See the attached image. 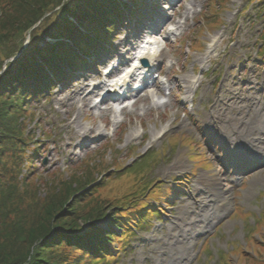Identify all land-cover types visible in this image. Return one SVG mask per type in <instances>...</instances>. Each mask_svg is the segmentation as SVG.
<instances>
[{
	"label": "rangeland",
	"instance_id": "rangeland-1",
	"mask_svg": "<svg viewBox=\"0 0 264 264\" xmlns=\"http://www.w3.org/2000/svg\"><path fill=\"white\" fill-rule=\"evenodd\" d=\"M211 1L143 0L142 16L126 14L97 65L30 103L37 183L78 175L88 162L93 185L108 180L94 192L106 201L157 187L139 207L148 210L137 230H126L127 248L117 242L120 256L103 264H240L254 251L264 262L256 245L264 247V0H228L217 27L203 19ZM147 42L165 57L148 79L134 69L129 99L112 100V86ZM229 149L241 150V160L248 154L240 165L247 169L229 160Z\"/></svg>",
	"mask_w": 264,
	"mask_h": 264
},
{
	"label": "trees",
	"instance_id": "trees-1",
	"mask_svg": "<svg viewBox=\"0 0 264 264\" xmlns=\"http://www.w3.org/2000/svg\"><path fill=\"white\" fill-rule=\"evenodd\" d=\"M125 1L0 0V26L6 30L0 38V264L108 263L120 256L117 242L127 248L126 230L136 229L148 210L139 207L148 205L143 199L156 185L132 201H106L94 192L106 188L108 180L93 185L96 168L88 162L75 169L78 175L37 183L35 160L41 148L34 128L27 130L30 103L48 97L58 84H68L76 69L90 67L87 58L98 60L126 14L141 15L143 0ZM227 1H211L203 16L209 26L221 24L220 8ZM9 41L16 45L8 47ZM2 58L10 59L5 66ZM34 118L28 122L37 128ZM133 170L128 173L138 176ZM104 220L109 227H102ZM256 252L249 258L245 252L239 263L264 264Z\"/></svg>",
	"mask_w": 264,
	"mask_h": 264
},
{
	"label": "bare ground",
	"instance_id": "bare-ground-1",
	"mask_svg": "<svg viewBox=\"0 0 264 264\" xmlns=\"http://www.w3.org/2000/svg\"><path fill=\"white\" fill-rule=\"evenodd\" d=\"M165 55H166V53L163 50H160L159 48H157L155 46H151L149 43H147L143 48L140 47V52H139V56H138L137 60L138 59H146L150 65L155 66L163 57H165ZM132 69L133 68H130L123 75V77L120 79L121 83L118 82L114 85L115 90L118 87L122 86L127 81V79L132 76V71H133ZM159 74L161 75V72H159ZM81 92H85L84 88L81 89ZM230 154L234 160H238V155H239L238 152H236L234 150H230ZM242 155H243V153H242ZM259 159L260 158H257V160H259ZM219 193H222V191L220 190ZM226 201L229 203L228 198L226 199Z\"/></svg>",
	"mask_w": 264,
	"mask_h": 264
},
{
	"label": "water",
	"instance_id": "water-1",
	"mask_svg": "<svg viewBox=\"0 0 264 264\" xmlns=\"http://www.w3.org/2000/svg\"><path fill=\"white\" fill-rule=\"evenodd\" d=\"M15 59V58H14ZM44 163H46V160L44 161Z\"/></svg>",
	"mask_w": 264,
	"mask_h": 264
}]
</instances>
